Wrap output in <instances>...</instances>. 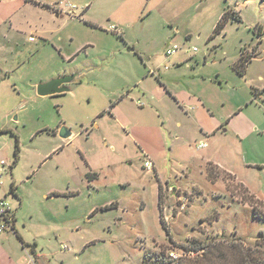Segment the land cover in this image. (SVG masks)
<instances>
[{"label": "rangeland", "instance_id": "1", "mask_svg": "<svg viewBox=\"0 0 264 264\" xmlns=\"http://www.w3.org/2000/svg\"><path fill=\"white\" fill-rule=\"evenodd\" d=\"M225 11L229 16L214 34ZM0 22V78H16L24 87L58 72L82 71L46 114L21 101L10 115L14 136H0V161L6 162L0 194L13 182L22 199L16 210L12 195L7 197L21 240L0 234V264H26L29 254L39 264H141L145 253L161 250L186 264H264V96L245 106L260 128L245 134L244 155L252 165L239 170L240 180L224 172L210 179L199 171L183 174L190 164H179V149L168 150L170 138L183 137L173 127L175 112L163 102V125L164 116L149 100L155 83L150 70L158 73L156 59L166 56L171 43L180 46L171 57L192 66L187 75L194 67L240 86L244 76L234 66L242 52L249 57L245 77L264 74V0H0ZM119 100L135 131L108 111ZM14 102L0 100L4 108ZM57 108L74 133L68 146L40 132L53 124ZM156 129L168 153L160 162L170 184L159 192L170 234L159 220L156 178L143 166L142 149L154 158L145 137ZM181 130L189 133L184 144L196 151L193 132ZM56 144L62 148L53 152ZM70 189L78 192L62 193ZM51 193L58 195L47 197ZM194 240L205 245V254L181 247Z\"/></svg>", "mask_w": 264, "mask_h": 264}, {"label": "crops", "instance_id": "2", "mask_svg": "<svg viewBox=\"0 0 264 264\" xmlns=\"http://www.w3.org/2000/svg\"><path fill=\"white\" fill-rule=\"evenodd\" d=\"M56 16H58V13L56 14ZM189 36L190 35L187 34V38ZM171 56H165L162 59H156V62L159 61V63L156 64L158 73L156 71H152V69L150 70V77L155 83L150 88L152 93L149 96V100H155L153 109H156L155 111H157V113H161L164 116L161 121L163 125H166V123H168L166 122V115L163 112V102H168L170 108H172L175 112L176 119L174 118L173 127L174 129H176V131L180 130L179 133L180 135H183V137H180L179 139V136L175 135L174 139L170 138L171 144L168 146V150L170 152L177 153L176 150L179 149L178 152L181 154V160L179 164L181 162H183L184 164H190L188 167L184 168L185 170L181 169L182 173L185 175L190 174L192 171H199L200 174H204L207 178L210 179L209 176L214 177L215 175H218L217 172H224L227 174H231L239 179L237 177V173L239 172V170H247L252 165L250 164L251 162H248L246 160V157L244 155L245 134L249 132L253 133L255 129L260 128V125L258 123L252 122V118L250 116L245 115L244 110L245 106H247L249 103V99L252 100L254 96H264V74L259 73L256 79L254 77L246 78L245 74L248 73V68L246 70L245 67L243 69L242 75L244 76V78L242 79V82H240V86L235 87L229 84V82L223 83L219 73L217 72H214V74H210L207 76L202 72L197 73V68L193 67L191 72L194 73L187 75L185 74L186 68L190 70L189 68H192V66H190L189 64L182 65V60H180V58H173ZM67 58L68 61L73 60V57L70 55L67 56ZM166 62L171 63L172 66L165 65ZM75 71L76 70H68L62 73L58 72L56 74L48 76V78H46L47 80L45 79L44 81L47 82L53 78L64 76L67 73L69 75L70 73H73ZM153 75L156 76L158 82L153 78ZM187 79L189 80L188 82ZM191 79L194 80V83H192ZM16 80V78H0V100L2 101V97L3 100L9 97H12L13 99L15 98L13 106L9 105L11 108H4L3 103H0V136H8V133L14 136V125L11 124L13 123V121L11 120L10 115L17 108L18 110L21 109V101L33 102L36 106L34 110H36L39 115H43L50 111L48 106L50 107L54 105L58 107L59 104H57V101L53 100V98H58L59 96L63 95V93H60L44 96L43 98H50L48 99L50 101H47V103H45L44 101H41L42 99H40V95H38L36 92V86L38 83L36 84V82L29 81V85L26 86L24 84V87H19L17 86ZM24 82L25 79H23V83ZM245 84L247 86V90L249 87V91H245ZM135 94H139V90H135ZM123 96L120 98L121 100H123ZM121 100L117 101V103H111L109 105L108 111H111L112 115L114 116L115 122L117 120V115L118 117L123 119L124 123L126 124L123 125H125V127L127 128V131H129L130 127L131 129H133V131H135L137 125L133 122V119L130 118L126 111L124 112V114L121 110H119L118 103ZM186 105H191L192 108H189L187 110L185 108ZM58 115L59 109L57 108V113L53 114V124H45L46 126L44 127L46 128H44L40 132H45L48 135L57 138V140H59L58 143H62L63 145L68 146L71 143V139L74 133L71 132V129L65 126V121L59 118ZM19 123L20 116L19 122L15 123V126H17ZM127 125L130 126L128 127ZM168 125L169 127H171V124ZM61 127H65L68 131H70L71 136L65 139L60 137L58 135V132ZM182 127L187 129L188 132H193L197 153H195L196 151H194L190 146L187 147L184 144L183 139H188L189 133L185 131V133L182 134ZM17 128L18 127H16V129ZM159 132L160 129L149 131V136L145 137L147 142L146 146L153 149L151 151L154 155V158L152 159V157H150V155L146 152L147 150L144 151L145 149H142L145 155H148V158H150L153 164L150 173H153L154 177L156 178L158 207L159 187L162 186L163 188L164 186L166 188V186L170 184L169 182H167V180H164L166 179V176L164 175V171L160 162L161 156H163L166 151L163 150L164 145L161 143V140L159 138ZM168 132H171V130L169 129ZM129 133L130 132H128V134ZM165 134L168 138L167 133ZM162 136L164 137L163 132ZM227 139L228 143H226ZM201 142L206 143V146L199 148L198 144ZM60 144H56L52 151L56 152L59 149ZM61 148L59 150H61ZM166 156H168V153H166ZM88 163L89 162L85 159L84 167L87 170H89V167H87L89 165ZM87 172L88 171H86V173ZM172 185L179 186L180 184L175 183ZM75 191L78 192V189H70L69 191H64L62 193L64 194L65 192H69V195H71ZM10 194L12 195V200H15L14 207L17 210V207H21L22 199L18 192V188L14 186L13 182L10 184L8 190H4L3 192H1L0 198H3L7 201V197ZM56 195L58 194L51 193L47 197H53ZM16 223L17 216L14 213V233L8 231L5 234L13 233L16 236H19L18 238L21 240V237L16 229ZM34 248L35 247L33 245V252L35 251Z\"/></svg>", "mask_w": 264, "mask_h": 264}, {"label": "trees", "instance_id": "3", "mask_svg": "<svg viewBox=\"0 0 264 264\" xmlns=\"http://www.w3.org/2000/svg\"><path fill=\"white\" fill-rule=\"evenodd\" d=\"M228 16H229L228 11H225L221 15L219 21L217 22V24L214 27V34H217V33L220 32V30L223 28V26L225 24V21L227 20ZM235 17L240 19V15H238V14L235 15ZM248 60H249V57L245 56V54L242 52L241 57L239 58L238 62L234 66L238 73L243 74V69L245 68V63ZM18 148L19 147H18V143H17V140H16L15 149H14L15 161L18 158ZM159 189H160V187H159ZM160 194H161V192H159V220H160V223L162 224V226L164 227V229L166 230V232L168 234H170L169 227H168L167 223L165 222V220H164V218L162 216L161 210H160V208H161ZM192 243H195V244H192ZM192 243H187V244L181 245V247L185 251L202 250V252H203L202 254H205V250H203L205 245L201 244L197 240H194ZM141 264H186V263L183 261L182 258L173 259L172 257H170L169 256V251L161 250V251L156 252V253H150V254L145 253L143 258H142Z\"/></svg>", "mask_w": 264, "mask_h": 264}, {"label": "built area", "instance_id": "4", "mask_svg": "<svg viewBox=\"0 0 264 264\" xmlns=\"http://www.w3.org/2000/svg\"><path fill=\"white\" fill-rule=\"evenodd\" d=\"M70 7V6H69ZM72 17H75L74 15H71ZM110 31H116V27L114 25L109 26L108 28ZM29 40H33V37L30 36ZM180 50V46L177 43H171L165 50V55L166 56H171L175 53H177ZM194 51L197 50L196 47L193 48ZM206 146V143L201 142L198 144V147H204ZM6 166V162L4 160L0 161V169H4ZM143 166L147 169V170H151L152 169V161L150 160V158H148V156L146 155L144 162H143ZM2 171H0V185H2ZM185 204H183L182 208L184 207ZM166 222V221H165ZM14 212L12 210V208L10 207L9 203L3 199L0 198V233H6V232H13L14 233ZM63 249H67V247L65 245L62 246ZM169 256L172 257L173 259H177L178 256L173 252V251H169ZM26 264H38L36 257H34L33 255L29 254L28 255V259H27V263Z\"/></svg>", "mask_w": 264, "mask_h": 264}, {"label": "water", "instance_id": "5", "mask_svg": "<svg viewBox=\"0 0 264 264\" xmlns=\"http://www.w3.org/2000/svg\"><path fill=\"white\" fill-rule=\"evenodd\" d=\"M82 72H76L69 75L59 76L47 82L37 84L36 92L40 96H48L54 94L64 93L70 90L69 84L75 82ZM58 135L62 138L71 136V132L65 127H61Z\"/></svg>", "mask_w": 264, "mask_h": 264}]
</instances>
